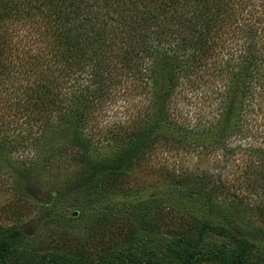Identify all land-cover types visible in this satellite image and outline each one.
I'll use <instances>...</instances> for the list:
<instances>
[{
	"label": "trees",
	"instance_id": "trees-1",
	"mask_svg": "<svg viewBox=\"0 0 264 264\" xmlns=\"http://www.w3.org/2000/svg\"><path fill=\"white\" fill-rule=\"evenodd\" d=\"M21 29L31 43L17 60ZM188 85L204 87L207 102L193 120L174 108ZM121 98L115 128L95 142L92 124ZM159 149L219 152L224 163L242 155L245 190L259 198L248 209L221 178L201 173L192 180L207 215L182 219L158 208L142 225L152 245L130 254L136 226L124 233L99 212L94 230L110 237H89L91 262L19 252L18 228L0 226V264H264L250 242L264 232L233 231L247 211L264 219V0H0V175L17 201L69 157L76 170L57 198L95 204L122 191L127 172ZM211 236L231 250H208Z\"/></svg>",
	"mask_w": 264,
	"mask_h": 264
},
{
	"label": "rangeland",
	"instance_id": "rangeland-1",
	"mask_svg": "<svg viewBox=\"0 0 264 264\" xmlns=\"http://www.w3.org/2000/svg\"><path fill=\"white\" fill-rule=\"evenodd\" d=\"M28 40L29 43H27ZM13 42V48L16 43L17 60L20 59L19 52L23 58L31 43L29 34L25 29H21L15 32ZM202 90L205 91L204 87L197 90L188 85L179 91L174 106L179 116L186 120H193L197 116L206 114L207 102L201 96ZM124 99L121 98L113 109L101 112V116L96 120L97 124H92L91 133L95 142L107 140L105 135L115 128L114 123L121 113H114L116 112L114 108L122 107ZM136 103H138L137 100L131 101L130 109L138 107L139 104L136 105ZM106 114L110 117L106 118ZM219 155V152L207 154L206 151L200 153L159 149L140 165L127 172L122 191L92 205H86L84 200L78 197L79 205L74 207L69 206L68 201L58 199L56 196L58 190L68 186L73 178V171L76 170L69 157L58 158L54 162L55 165L43 174L44 179L37 186L36 191L22 197L19 201L16 200L18 193L11 188L10 181H6L2 174L0 175V226L18 228L20 234L16 238V244L19 252L34 248L33 254L37 257L54 252L61 256H83L85 261L91 262L97 253L87 251L88 247L91 248L89 237L93 235L95 239L103 241L110 237L108 231L102 236L98 232L99 229L94 230L97 226L96 217L99 212H103L108 220L107 225L110 226L109 224L112 223L114 227H121L124 233L130 224L136 226L131 254L137 251L139 246L152 245L155 242L153 233L144 230L142 225L145 222H153V216L158 208L169 216L182 219L207 215V205L197 199L201 192L198 190L202 186L199 184L195 187L197 180L195 183L192 180L201 173L211 175L216 183L221 178L227 184V194H239V198H245L244 205L251 209L252 201L259 197L248 196L245 190L246 181L243 175L246 171L247 159L242 155H235L229 162L224 163L219 160ZM182 178H189V180L183 182ZM176 180L182 182L181 186L175 184ZM183 187L192 191V197L196 199L183 196ZM75 212L76 216H74ZM237 226L241 231H233L240 236L252 228H258L264 232V219L247 211L245 217L238 219ZM112 230L115 231V229ZM207 242L208 250L223 249L226 252L231 250L230 242L226 238L211 236ZM250 242L255 244L252 248L253 258L264 254V240L254 241L250 238Z\"/></svg>",
	"mask_w": 264,
	"mask_h": 264
},
{
	"label": "water",
	"instance_id": "water-1",
	"mask_svg": "<svg viewBox=\"0 0 264 264\" xmlns=\"http://www.w3.org/2000/svg\"><path fill=\"white\" fill-rule=\"evenodd\" d=\"M77 214H76V212L74 213V216H76Z\"/></svg>",
	"mask_w": 264,
	"mask_h": 264
}]
</instances>
